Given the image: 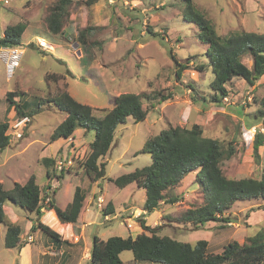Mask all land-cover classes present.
Segmentation results:
<instances>
[{
	"label": "rangeland",
	"instance_id": "1",
	"mask_svg": "<svg viewBox=\"0 0 264 264\" xmlns=\"http://www.w3.org/2000/svg\"><path fill=\"white\" fill-rule=\"evenodd\" d=\"M3 1L0 0V34L10 24L20 21L27 24L21 46L24 54L12 78H8L5 63L0 59V118L8 121V134L17 135L12 124L18 120L14 106H9L6 99L8 91H16L19 95L15 100L27 105V113L32 111V115H28L30 121L19 129L21 136L13 137L10 145L0 152V182L5 188L10 189L15 182H26L34 173L43 188V204L59 189L55 201L65 208L73 198L76 186L84 187L91 203L89 209L97 216L95 222L87 227L89 240L95 234L102 239L112 235L135 238L145 231L139 222L144 218L148 225L160 226L158 233L161 235L191 243L206 239L212 252H222L227 243L235 240L242 243L264 226L263 198L236 201L226 213L232 219L228 223L207 222L195 229L191 223L171 221L168 215L175 219L186 209L203 202V188L197 171L187 173L178 186L166 191L169 199L177 198V201L163 200L161 212L152 214L149 220L150 214L140 211L146 200V190L135 183L119 188L113 181L152 162L151 154L142 151L147 139L170 126L190 128L195 123L202 126L204 136L235 147L234 154L222 162L223 172L228 178H260L262 175L264 144L259 148L260 162H257L254 143L256 133H264V115L256 117L258 110L264 108L261 101L264 97V75L253 86L242 77H235L227 83L228 95L223 98V104L213 102L215 91L211 82L214 73L205 55L208 46L199 38V27L185 19L183 0H73L69 6L71 17L65 25L66 36L56 41L48 37L44 18L59 0ZM193 2L221 34L237 30L264 32V0ZM91 24L95 29L87 43L76 41L79 30ZM75 41L76 48L73 47ZM172 52L181 61H190L181 78L175 74ZM243 59L248 65L253 64L251 56ZM203 63L207 65L205 70L196 69ZM51 72L58 73L60 79L46 78ZM66 90L79 101L90 104L98 117L113 107L116 96L123 92L144 93L146 96L143 99L148 112L146 120L136 123L129 118L118 127L112 148L102 159L107 164V176L98 182H91L78 161L74 160L71 153L76 150L71 148L70 139L61 137L58 141H50L54 129L66 115L48 100ZM163 95L170 97L161 101ZM42 99H45L44 103H41ZM75 133L80 146H89L95 136L93 130L83 127ZM67 155L73 159V164L59 168L58 161ZM44 157L55 159L54 167H50L56 173H52L50 178L46 175ZM61 170H64V177L59 180L56 175ZM201 176L205 178L204 174ZM95 192L104 193L106 198L99 207ZM111 200L116 205L118 217L104 220L103 211L108 204L113 206L112 202L104 204ZM7 205L25 218L30 215L29 221L36 227V231L31 230L35 248L42 249L50 241L57 244L37 226L36 213H27L12 202ZM8 211L6 221L12 223L16 215ZM41 220L54 229L63 228L52 214ZM25 222L26 219L20 223L23 225ZM6 232V223L0 222V264H25L19 247L5 246ZM75 233L80 234L81 231L77 229ZM29 239L27 235L21 237L22 242ZM83 239L85 236L82 242ZM121 259L123 264H158L134 261L130 250L122 252ZM87 263L84 260V264Z\"/></svg>",
	"mask_w": 264,
	"mask_h": 264
},
{
	"label": "trees",
	"instance_id": "2",
	"mask_svg": "<svg viewBox=\"0 0 264 264\" xmlns=\"http://www.w3.org/2000/svg\"><path fill=\"white\" fill-rule=\"evenodd\" d=\"M183 1L185 19L199 27V38L208 46L205 55L214 73L211 88L215 93L212 101L223 104V98L228 95L227 83L235 77H242L251 86L256 85L264 75V32L237 30L226 33L227 35L221 34L214 23L196 7L193 0ZM72 2L73 0H59L51 13L44 18L47 35L52 41L66 36L65 25L71 17L69 6ZM26 28V22L21 21L8 25L3 35H0V45L23 46V34ZM94 29L95 26L92 24L80 29L76 41L86 44ZM76 41L74 43H77ZM32 46L35 47V44ZM247 55L252 57L251 66L243 59ZM172 58L176 67L175 74L181 78L183 71L189 68L190 61L189 59H186V62L181 61L173 52ZM206 66L203 63L196 69L205 70ZM69 71L71 72L68 68ZM60 77L56 72L46 75V78L55 81ZM18 95L16 91H8L6 99L9 106H14L19 120L23 116L32 115V111L27 113L25 110L27 105L23 106L15 100ZM145 97L144 93L123 92L116 96L113 107L107 108L106 113L98 117L90 104L79 101L67 90L62 91L48 100L66 115L54 129L50 141L53 142L61 137L70 139L71 148L76 150L74 160L78 161L91 182H97L107 176V164L102 159L110 151L118 127L125 124L129 118H133L136 123L146 120L148 112L143 106ZM169 97L170 95H163L160 100L164 101ZM44 101L45 99H42L41 103ZM261 101L264 107V97ZM257 115L262 117L264 108L258 110L256 117ZM80 127L93 130L95 136L89 146H79L83 148L77 152L79 148L76 147L74 139L75 131ZM8 130V121H1L0 118V152L10 145L11 135L8 134ZM263 144L264 133L258 131L254 143L257 162H260L259 148ZM142 149L151 154L152 162L122 174L113 181L119 188L134 183L138 187H143L146 190V200L143 203L146 213L157 210L165 199L166 202L177 201V198L169 199L166 191L178 186L186 174L193 171H197L196 175L203 188V202L186 209L175 219L168 215L171 221L191 223L195 229L207 222L228 223L232 219L226 216V213L236 201L264 199V165L260 178H228L223 172L222 162L234 154L235 147L232 144L225 145L219 139L204 136L200 124L195 123L190 128L182 126L165 128L147 139ZM43 162L47 165L48 176L52 177V173L56 172H53L54 168L50 166L54 167L55 159L44 157ZM67 169L70 170L69 167ZM201 174H204L205 178ZM56 176L62 180L64 170ZM55 200L54 195L43 204V188L38 184L35 174H31L24 183L15 182L10 189L5 188L0 182V222L7 225L5 246L7 248L24 246V242L21 241L22 224L6 221L4 207L8 202L36 213L37 226L40 229L57 243L69 244V241L63 239L54 228L41 221L43 208L53 209L62 223H70L80 229L84 224V212L89 205L87 192L77 185L72 200L65 208ZM114 211L115 207L108 204L103 214H113ZM139 222L150 234L142 231L135 238L131 235L128 237L112 235L107 239L95 234L88 264H123L121 253L126 250L133 253L134 261H150L158 264H264V226L255 234L247 236L244 242L231 241L224 246L222 252H212L206 239H199L195 243L179 241L167 234H159L160 226L148 225L144 218H140ZM33 228H36L35 224Z\"/></svg>",
	"mask_w": 264,
	"mask_h": 264
},
{
	"label": "crops",
	"instance_id": "3",
	"mask_svg": "<svg viewBox=\"0 0 264 264\" xmlns=\"http://www.w3.org/2000/svg\"><path fill=\"white\" fill-rule=\"evenodd\" d=\"M0 35H3V33H1ZM13 110H14V108L11 109L10 112L13 111ZM75 135H76V133H75ZM55 141H58V139L55 140ZM55 141H53V142H55ZM76 141L77 140L75 138L74 139V143H75L76 147L79 148L80 145L77 144ZM68 146H70V145H68ZM83 147H84V145H83ZM71 154L74 156V153H71ZM71 154H69V155H71ZM69 155H67V156H69ZM32 174H34V173H32ZM46 175H47V170H46ZM36 179H37V177H36ZM51 186L52 185H50L49 188ZM61 186H63V185H61ZM82 188H84V187H82ZM58 190L59 189H56L57 193H58ZM49 191L50 190L48 189V192ZM57 193H56V195H57ZM96 194H97V196H96V198H97V207H99V205H98L99 204V202H98L99 198H102L103 201H105L106 198H105L104 193H102V192H99V193L95 192L94 195H96ZM69 202H67V204ZM109 202H112L113 206L115 207V211H114L113 214H107V215L103 216L104 220L109 219L108 217H115V216L118 217V215L116 213L117 212L116 205L114 204V202L112 200L106 202V204H104V205L106 206ZM67 204H66V206H67ZM89 205H88L87 209L84 212V224H83V226L80 229H78L79 231H81L80 234L82 236L80 234L75 233V231L77 229H75V227L73 225H71L70 223H62L59 220V218L57 217V215H56V213H55V211L53 209L49 210V209L43 208V214H42L41 218H45L48 214L54 215L55 219L57 221L59 220L58 222H61L63 224V228L62 229L60 227V229H55V230L58 233H60V235H61V237L63 239H67L69 241V244H65V243H62V244L61 243L60 244L57 243L56 244V243H52L50 241L47 244H45L42 249H39V248L37 249L33 245V243L35 241V237H34V235L31 232V230L32 231H36V228H33L34 224H32L29 221L30 218H31L30 215H27L26 218H25V217L22 216V214H20V212L17 213L13 208L9 207L10 205L6 204L5 207H4L5 208V212L8 213L9 212L8 209H9L10 212H12L13 215H14V213L16 215V218H15L16 220H14L13 222L20 223L21 221L23 222L26 219V222L23 223V225H22L23 226V233H22L21 237L24 236V235H27V236H30V239L27 242L25 241L24 242V246L21 247L20 250H19V254H21V252L23 253L22 257L25 258V261H24L25 264H35V263H37V264H84V260L89 261L93 238L91 240L88 239L87 227L92 225L95 222V219L97 217L95 211H92V210L89 209ZM16 209H18V208H16ZM98 209L101 210L102 208H98ZM160 209H163V208L160 207L157 210H155L153 213H149L150 215H148L147 219L149 220V217L152 214H159L161 212ZM140 211H142L141 213H146V211L143 210V209H140ZM27 213H29V212L27 211ZM20 224H22V223H20ZM48 225L50 226L49 223H48ZM67 233H69L70 235H67ZM84 236H85V239H83V242H82V238ZM80 242H82V243L80 244ZM35 255L37 257H35Z\"/></svg>",
	"mask_w": 264,
	"mask_h": 264
},
{
	"label": "built area",
	"instance_id": "4",
	"mask_svg": "<svg viewBox=\"0 0 264 264\" xmlns=\"http://www.w3.org/2000/svg\"><path fill=\"white\" fill-rule=\"evenodd\" d=\"M3 2L9 3V0H4ZM23 54L24 48H22L21 46L0 45V59H2L5 63L6 72L9 79L13 77V75L15 74V70L19 67ZM29 121V117L24 116L23 118L17 120L14 124H12V129L14 126L15 129H17L16 133L18 135L17 136L16 134H11L12 138L21 136L19 129H23ZM70 163L71 165L73 164V159L70 158V156H64L58 161V167L62 168L63 166H66ZM102 201L103 199L99 198V206L102 205Z\"/></svg>",
	"mask_w": 264,
	"mask_h": 264
},
{
	"label": "water",
	"instance_id": "5",
	"mask_svg": "<svg viewBox=\"0 0 264 264\" xmlns=\"http://www.w3.org/2000/svg\"><path fill=\"white\" fill-rule=\"evenodd\" d=\"M74 47L76 48L77 47V43L74 44ZM78 54H80V51L78 50Z\"/></svg>",
	"mask_w": 264,
	"mask_h": 264
},
{
	"label": "clouds",
	"instance_id": "6",
	"mask_svg": "<svg viewBox=\"0 0 264 264\" xmlns=\"http://www.w3.org/2000/svg\"><path fill=\"white\" fill-rule=\"evenodd\" d=\"M26 116H28V115H26ZM23 117H24V116H23ZM23 117H22V118H23ZM16 121H17V120H16ZM16 121H15V122H16ZM9 128H10V126H9ZM10 135H11V134H10ZM17 138H19V137H17ZM11 139H13V138L11 137ZM11 139H10V142H11ZM44 208H45V207H44Z\"/></svg>",
	"mask_w": 264,
	"mask_h": 264
}]
</instances>
